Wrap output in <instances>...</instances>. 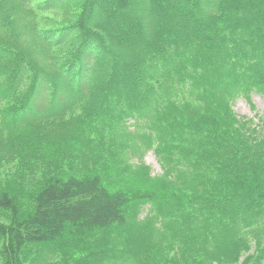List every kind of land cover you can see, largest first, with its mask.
I'll return each mask as SVG.
<instances>
[{"label": "trees", "instance_id": "obj_1", "mask_svg": "<svg viewBox=\"0 0 264 264\" xmlns=\"http://www.w3.org/2000/svg\"><path fill=\"white\" fill-rule=\"evenodd\" d=\"M5 20L0 264H264V122L233 109L264 98V0H0Z\"/></svg>", "mask_w": 264, "mask_h": 264}, {"label": "rangeland", "instance_id": "obj_2", "mask_svg": "<svg viewBox=\"0 0 264 264\" xmlns=\"http://www.w3.org/2000/svg\"><path fill=\"white\" fill-rule=\"evenodd\" d=\"M93 18L95 20H103L104 15L99 13L98 11H94ZM11 27L12 24L8 23L6 20L3 21V23H0V36L3 37L5 40L13 37V34L9 33L12 32ZM112 31L114 32V29H112ZM151 100L152 99H150V101ZM233 109L238 115L254 118V120L257 122L258 117L256 116V114L261 115L264 122V98L257 93H252L250 95L249 101L242 96L237 98L233 103ZM48 130L52 131L53 127H49ZM144 160L152 168L153 173L160 172V167L152 151H149L146 154ZM0 166L5 168L4 170L2 169V171L10 170L9 166L5 162L0 161Z\"/></svg>", "mask_w": 264, "mask_h": 264}]
</instances>
